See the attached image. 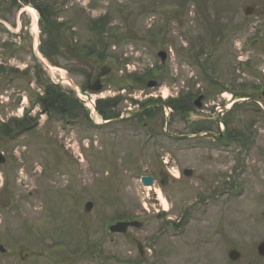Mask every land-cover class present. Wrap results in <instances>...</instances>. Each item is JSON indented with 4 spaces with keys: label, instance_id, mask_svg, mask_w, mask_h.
Wrapping results in <instances>:
<instances>
[{
    "label": "rangeland",
    "instance_id": "374dc122",
    "mask_svg": "<svg viewBox=\"0 0 264 264\" xmlns=\"http://www.w3.org/2000/svg\"><path fill=\"white\" fill-rule=\"evenodd\" d=\"M34 2L56 4L58 12L52 18L65 24L59 34L66 41L70 38L69 49L82 51L93 44L100 49L97 42L101 39L108 44L104 65L111 69L100 93L105 96L119 94V76L125 79L131 72L146 80L153 74L158 86L135 85L125 98L139 96L142 89L160 100L205 89L211 93L206 101L212 107L223 96L194 59L201 48L203 62L212 54L207 63L211 74L235 89L258 81L255 75L264 76V0H18L15 6L11 0H0V66L29 65L26 70L30 71L26 79L12 76L13 80L8 69L0 73V118L4 120L15 112L18 92L29 88V99L35 96L31 69L41 62L33 55V47L48 37L39 23L36 41L29 14L23 10L19 16L22 7L34 8ZM159 4L160 11L156 10ZM246 6L256 8L249 17L243 12ZM104 15L106 33L100 36L90 30L91 22ZM18 25L19 37L15 35ZM218 26L220 36L212 35ZM254 39L258 41L252 44ZM160 50L167 52L164 63L157 56ZM62 55L56 53L54 58L81 85L84 78L73 69L82 65ZM249 60V67L241 65ZM125 64H129L127 71ZM85 67L90 71L93 65ZM225 93L228 98L231 91ZM230 115L240 129L252 124L248 105L235 106ZM60 117L44 115L36 128L22 136L0 139V151L8 158L0 165V243L8 250L0 255V264H264L256 252L264 240V133H255L251 150L236 144L222 152L200 150L198 160L184 157L181 164L197 168L203 180L193 178L165 187L156 184L164 194L160 203L153 199L154 187L141 186L140 176L156 171L153 158L165 154L168 147L158 148L151 142L143 146L140 136L142 156L134 167L126 152L135 143L124 132L134 127L113 125L128 135L118 139L110 133L111 126L90 129ZM178 119L174 117L172 128H187ZM253 126L264 129V120ZM232 167L236 168L230 176ZM222 177L227 182L233 178L235 191L192 208V216L199 211V221L192 218L188 225L172 227L156 217L158 211L169 209L168 214L178 220L185 201L205 188V183L213 180L215 184ZM87 201L94 203L88 213L84 211ZM119 216L142 220L140 227L129 229L132 238L106 232L107 224ZM138 244L144 246L143 256ZM230 248L242 253L238 262L227 258ZM26 253L30 256L23 259Z\"/></svg>",
    "mask_w": 264,
    "mask_h": 264
},
{
    "label": "flooded vegetation",
    "instance_id": "af4514ba",
    "mask_svg": "<svg viewBox=\"0 0 264 264\" xmlns=\"http://www.w3.org/2000/svg\"><path fill=\"white\" fill-rule=\"evenodd\" d=\"M218 90V93L223 96V92L221 91L222 89L218 87ZM207 92L208 97H203L200 101L202 113H200L199 116L193 120V122L191 119V111L188 112V117L186 119H178L187 126V128L184 129L172 128L174 116L172 117V119H165L163 112L161 111V106H159L157 103L148 104L144 107H141L139 104H137L136 109L132 107L128 109L130 112L127 116L123 115L124 110L127 108L126 106H124L123 101H117V99L108 98L102 104L103 108L101 109V112L102 114H105L107 118V125L123 124L126 122V120L129 119L130 125H135L137 127L140 125L139 122H141V120L143 119V128L134 129L133 131L131 130V132L135 133L134 136L136 137H133L135 138L133 149H136L138 151L135 152V150L131 149L126 152L128 163H135L136 165L137 163L139 164L140 157L142 156V153H140V150L138 149L139 147L137 145L140 136L149 138L148 141L151 142L155 147H168L165 154L156 155L153 158L156 164V171L153 172V186H155L156 184H159L160 186H162V184H165V186H167L170 183H181L185 182V180L193 178L202 181L203 176L202 174H198L197 168L184 166L183 164H181L184 157L198 160V157L201 158V155L197 154V152L200 150L202 152L220 151L224 145L228 146L234 144L237 141L240 133L254 136L255 133L264 131L263 129L255 130L254 126L248 129H240L235 120H233L232 117L226 115V113H223L221 116L216 115L217 109L222 105L221 102H223V100L221 99L218 102L213 101L214 103L211 107L208 103V101L211 99V93L209 91ZM25 93V90L22 93L18 92L16 94V97L14 98L13 105L15 108V112H13L8 119L13 126H17L20 121L18 120L20 116L19 112L22 110L24 113L26 112L25 109H30V107H28L29 101L27 100L28 98L25 96ZM263 94L264 87H261L259 89H256L254 87L252 92L249 94L248 101L245 102V104L250 108V112L252 115L250 121L253 123H260L264 120ZM206 99L209 100L206 101ZM58 101H60V103L62 104V101L64 100L60 96L58 98ZM33 109L29 110L27 114H30ZM60 109L61 111L67 110L62 106L60 107ZM37 110L42 113L40 104ZM213 110L214 113H212ZM118 130H115V132H119ZM229 140L231 141L230 144L227 143ZM205 141H208L209 144H202ZM179 142H183L186 144L178 145ZM190 142H192V144H190ZM163 143H165V145H163ZM207 158L213 159V156L208 155ZM176 164H180V168L177 167ZM186 172H190V175L186 176ZM175 173H178V175ZM212 181L213 180H210L208 183H205V188H202V190L211 192L207 196L208 198H210V200H217L218 196L223 195L222 189L219 190L218 188H216V184H214V182ZM153 195L155 200H160L157 189H154ZM193 197L197 200V202L200 201V203L195 204V206L198 204L201 205L202 201L206 199V197L198 198L199 191H197ZM191 220L192 219L189 218L187 223L189 224ZM126 236L132 238L130 233H127Z\"/></svg>",
    "mask_w": 264,
    "mask_h": 264
},
{
    "label": "water",
    "instance_id": "95a60500",
    "mask_svg": "<svg viewBox=\"0 0 264 264\" xmlns=\"http://www.w3.org/2000/svg\"><path fill=\"white\" fill-rule=\"evenodd\" d=\"M244 11H245V13L247 15H249V14L253 13L254 8L253 7H246L244 9ZM106 72H107V70L103 71L101 73V75L105 74ZM94 89L99 90L100 89V86L99 85L98 86H95ZM0 161H3V158L0 159ZM143 183L146 184V185H150L152 183V178L151 177H144L143 178ZM91 207H92V203H88L86 205V210L87 211L90 210ZM127 226H128L127 223L126 224L125 223L124 224H122V223L121 224H117L116 226L112 227V230L113 231L124 232ZM0 250L1 251H4V248L1 245H0ZM258 252L261 255H264V242H262V243L259 244V246H258ZM229 256H230L231 259L237 260V259L240 258V253L237 250H231V251H229Z\"/></svg>",
    "mask_w": 264,
    "mask_h": 264
},
{
    "label": "trees",
    "instance_id": "16d2710c",
    "mask_svg": "<svg viewBox=\"0 0 264 264\" xmlns=\"http://www.w3.org/2000/svg\"><path fill=\"white\" fill-rule=\"evenodd\" d=\"M41 14H42L44 21L46 22L45 29L48 31V34L55 33L56 27L53 25L50 18L47 16V12L41 9ZM61 39L63 40V38H60L59 40H49L50 48L57 49L58 45L63 42L61 41Z\"/></svg>",
    "mask_w": 264,
    "mask_h": 264
},
{
    "label": "bare ground",
    "instance_id": "6f19581e",
    "mask_svg": "<svg viewBox=\"0 0 264 264\" xmlns=\"http://www.w3.org/2000/svg\"><path fill=\"white\" fill-rule=\"evenodd\" d=\"M28 9H29L30 11H32V12H35V10H34L32 7H28ZM158 193H159L160 199L162 200L163 195H162L161 191H158Z\"/></svg>",
    "mask_w": 264,
    "mask_h": 264
}]
</instances>
